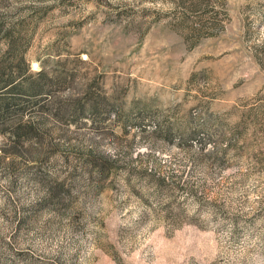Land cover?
<instances>
[{
	"label": "rangeland",
	"instance_id": "1",
	"mask_svg": "<svg viewBox=\"0 0 264 264\" xmlns=\"http://www.w3.org/2000/svg\"><path fill=\"white\" fill-rule=\"evenodd\" d=\"M9 34L67 93L151 112L55 126L95 153L0 155V264H264V0H0Z\"/></svg>",
	"mask_w": 264,
	"mask_h": 264
},
{
	"label": "trees",
	"instance_id": "2",
	"mask_svg": "<svg viewBox=\"0 0 264 264\" xmlns=\"http://www.w3.org/2000/svg\"><path fill=\"white\" fill-rule=\"evenodd\" d=\"M25 44L22 37L9 34L8 48L0 55V134L6 141L0 148L3 152L0 155H3L2 159H6L7 163L14 162L21 153V145L27 142L29 147L33 146L31 150L37 158L41 157L48 146L95 153V146H79L70 137L65 138L63 133L55 136V126L69 128L74 125L79 129L89 118L111 115L114 112L116 122H122L123 129L128 131L134 127V108H138L140 113H147L148 110L151 112V108H148L150 103L142 99L134 101V107L127 111L123 109L122 103L114 106L106 94L99 95L101 99L97 100L91 95L90 87L83 93H67L71 89L72 78L54 76L45 67L32 71L26 57ZM101 118L108 119V116ZM230 140H235V136ZM234 144L236 142L231 145ZM94 159L93 169L98 174H104L106 162L98 156ZM112 162L111 166H114L115 160ZM168 165L169 169L165 173H159V179L164 181L168 177L179 184L182 174L177 175L175 167L171 163ZM181 170L184 172V169Z\"/></svg>",
	"mask_w": 264,
	"mask_h": 264
}]
</instances>
